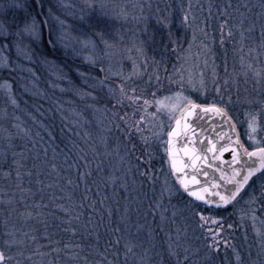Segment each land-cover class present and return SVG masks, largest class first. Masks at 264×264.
I'll list each match as a JSON object with an SVG mask.
<instances>
[{"label": "trees", "instance_id": "obj_1", "mask_svg": "<svg viewBox=\"0 0 264 264\" xmlns=\"http://www.w3.org/2000/svg\"><path fill=\"white\" fill-rule=\"evenodd\" d=\"M92 2L95 7L86 10L91 13L88 22L94 25L93 28H89L77 18L80 15L79 10L84 7V0H0V22L18 21L22 27L25 19L30 21L35 18L40 29L38 39L27 33L17 35L15 25L9 30L10 34H0V81L10 82L12 96L4 95L0 90V129L7 130L6 133L0 131V137L12 135L13 143L16 145L15 151L23 153L22 158L17 157L22 159L24 165L20 169L21 174L25 176L24 179L29 180V182L25 180L26 192H21V196L15 198L16 193L9 192L3 200V191L6 189L3 173L11 171L15 176V165H12L11 153L8 154L7 161L0 160V201L9 199L14 201L12 205L0 204V249L4 248L5 231L17 230V238L24 239L26 245L20 249L24 252V257H17L23 264H40L42 258L33 255L36 249L49 253L43 259L53 261L54 264H108V262L125 264L126 244L133 248L132 253L128 254L127 264H141V260L151 264L150 258L143 256V249L146 246L144 238L141 240L140 235L129 232V223L126 221L123 224L124 220L118 215L123 213L124 204L116 192H120V197L124 199V191L119 189V185V187L115 185L110 175H106V172L101 173L103 158L97 141V132L91 130V125H86L85 117L95 122L99 115L105 117L106 114L111 120L109 122L116 125V133L128 134L129 138L139 141L144 149L143 135L136 133L132 126H127L122 118H119L121 107L124 106L117 102L120 100L117 92L120 91L113 88L112 95L107 85L96 84L99 78L104 79L106 84L117 85L118 81L115 82V79L107 76L106 71H101L103 65L100 61L89 65L82 56L83 45L79 41L91 37L97 45L103 46L95 37V32L102 31L104 38L109 39L108 42L116 37L128 42L127 32L122 30L120 22L139 20L138 25L130 30L132 38L136 37L140 42L145 41L143 52H140L138 57L135 56L139 60L140 72L137 71L128 81L136 93L150 91L147 86L155 90L159 88V84L169 90L180 88L182 85L188 87L183 77L182 66L188 50L191 52V59L195 63L199 60V66L210 79L216 75L225 77L236 68L239 69L237 63L233 61L236 57L244 58L246 50H251L254 46L259 50V30L256 28L257 24L259 25L257 3L255 6L251 5L250 12L257 14L258 21L248 16L241 18L237 13L224 15L225 12L220 8L199 10V4L204 5V0H92ZM17 4H23L24 7H16ZM64 4L75 7L64 8L62 7ZM25 10L30 14L27 17ZM225 10L237 12L239 9H234L231 5ZM70 12H75L76 16L69 15ZM185 12L189 14L190 20L195 17L190 26H185L181 22ZM161 15H169L171 20L169 30L175 43L169 40L168 30L156 23ZM133 16L146 19H133L131 18ZM56 17L65 21V27H61ZM201 18L204 20L201 21ZM199 24L208 30L210 26L214 32L210 36L212 38L210 41L214 43L210 55H207L208 48L202 43L198 42L199 46L194 48L190 46L193 42L192 37L195 36L194 30ZM130 27L133 26L129 25V29ZM145 27L147 32L143 31ZM242 28L243 40L240 35ZM249 28L250 32L247 31ZM229 30L232 31V36L228 35ZM62 35L65 38L58 39ZM149 35L153 36L152 41L148 40ZM192 50L196 51V55L193 56ZM148 61L151 62L147 63ZM212 61L214 66L211 65ZM242 69L246 72L250 70L244 66ZM154 71L156 80L148 81L149 77H153ZM80 73H84L85 76L82 77ZM171 73L172 78L168 79ZM247 73L248 77H252L251 70ZM178 76L180 78H176ZM229 81L231 82L223 81V84L216 86L215 89L220 87L221 96L228 93L231 98L236 95L241 99L240 94H245L243 87L249 85L243 82L241 76ZM205 84L208 85L209 81ZM85 95L87 98L84 99ZM211 97L209 100L197 97L194 102L220 106L238 127L237 105H240V102L231 107L224 103L221 97ZM12 99L16 101L15 105L11 103ZM88 104L94 105L92 114L85 110ZM4 105L7 108L6 112ZM132 107L131 112L137 115L134 118L138 117L141 123L140 118L143 116L141 114L144 112L141 110V103H134ZM15 125H19V129ZM21 129L26 130L28 135L25 136ZM4 144L3 139H0V147ZM28 172L40 175L39 179L28 176ZM261 175L259 173L254 176L250 183L256 182ZM185 196L188 197L186 194ZM60 205L68 208L69 213H65ZM228 206L215 209L226 211ZM25 212H31L32 218L25 220L21 215ZM38 213L40 215H37ZM77 215L79 219H74L73 217ZM69 219L71 224L67 223ZM66 228H74L76 234L65 231ZM23 233H28V237L25 238ZM33 236L35 240L32 239ZM225 238L224 243L220 242L216 246L217 251L214 253L211 251L214 264H237V255L240 257L239 264H259V245L256 242L249 244L247 242V248L244 250L236 243L238 242L236 238L235 241L231 237ZM117 241L119 243H116ZM66 244L70 246L68 249L64 248ZM54 248H60L62 251L53 252ZM260 248L264 255V243ZM73 251L79 253L78 259L71 258ZM17 252L18 249L13 247L9 254L16 256ZM28 256H32V261L25 259ZM160 256L161 258L156 257L158 261L160 259V262L167 261L168 264H172L166 251L163 250Z\"/></svg>", "mask_w": 264, "mask_h": 264}, {"label": "rangeland", "instance_id": "obj_2", "mask_svg": "<svg viewBox=\"0 0 264 264\" xmlns=\"http://www.w3.org/2000/svg\"><path fill=\"white\" fill-rule=\"evenodd\" d=\"M261 3L262 0H204L205 6L199 4V10H207L211 5V7H214L213 9L217 10V8H220L227 14L237 13L241 18L248 16L255 21H258L257 14L251 13L250 7L252 4L253 6H255L254 4L256 6L259 5V25L257 24L256 27L259 30V50L257 46H254L251 50H246L244 58L236 57L235 61H233L237 63L239 69L236 68L235 71L230 73L231 75L229 74L225 77L216 75L213 79L205 76L206 74L202 71L203 68L198 64L199 60H197L198 63H195L191 59L190 50H188L182 63V66H184L183 77L188 87L182 85L180 88L169 90L167 88L164 89V86L159 84V88L155 90L147 86L150 91L142 93H136L135 91L133 93V85L128 81L133 78L132 76H135L137 71L140 72L139 60L135 56L138 57L140 54L137 48L141 46V42L136 37L132 38L130 30L138 25L139 20L120 22L122 30L127 32L128 42L120 40L119 37L116 39V37L109 42L113 45L111 48L106 49L104 45H97L95 51H93L91 48L81 47L82 56L85 58L91 56L96 62L100 61L107 76L115 79V82L118 81L117 85L113 83H103L101 85L99 81H104V79L99 78L96 81L97 85H107L108 90H113L110 92L112 95L114 94V89L116 90L117 88L119 90L121 86L124 87L125 96H121V93L117 92L120 101H122L121 103L124 105L121 107V116L119 118H122L127 126H132L136 133L143 135L144 149L140 146L139 141L129 138L128 134L120 135L116 133V125L109 122L111 120L106 114H104L105 117L99 115L98 120L95 119V122L85 117L86 125H91V130L93 129L97 132V141H99L103 158L101 173L106 172V175H110V179L115 185H119V189L124 191V199L120 197V192H118L120 195L117 192L116 194L120 200L122 199L121 202L127 211L123 209V213L118 215L124 220L123 224L126 221L129 223V232L140 235L141 240L144 238L146 246L143 249V256L150 258L151 264H168L167 261L160 262V259L158 261V258H156H161L160 255L163 250L167 252L168 259L172 264H214V256L211 251L213 253L217 251L216 246L220 242L224 243L225 237H231L233 241L236 238V241H238L236 243L240 244L244 250L247 248V242L248 244L256 242L259 245V264H264V255L260 248L264 243V194H262V191H264L262 189L264 175H261L256 182L247 185L236 200L229 204L226 211L215 208L209 209L192 201L185 196L184 191L175 180L169 166V160L165 157L167 132L178 111L173 114L174 118L170 119V114L167 111L157 112L156 106V101L164 100L165 97L170 98L165 103H182L177 101V93L187 97L192 102L197 97L209 100L211 96V98L221 97L224 100L223 102L228 103L231 107L240 102L241 106L237 105L239 116L238 127H236L240 138L247 147L264 145V80L257 83L258 79L264 77V36L261 35L262 29H264V9H261ZM229 5L239 10L237 12L225 10ZM241 9L244 11H240ZM197 15L203 16L202 14ZM203 20L201 18V21ZM129 25L133 27L129 29ZM194 33L195 36L192 37L191 48L202 43L208 48L207 55H210L212 53V44H214L213 41H210L212 39L210 36L214 34L210 26L208 30V28L199 24ZM106 40L109 41L108 38ZM192 53L193 56L196 55V51L192 50ZM204 53L206 54V52ZM150 62L148 61L147 63ZM91 64L89 63V65ZM211 65L214 66V61L211 62ZM243 66L253 72L252 77H248L247 72L250 70L244 71L242 69ZM230 70H232V67ZM155 73L154 71L153 77H149L148 81L156 80ZM256 73H260V76L258 77ZM238 76H241L244 79L243 82L249 85L245 88L243 87L245 94H240L241 99L236 95L231 98L228 93L221 96L222 91L219 90L217 92L220 87L215 89L216 86L222 85L223 81L231 82L229 80H233ZM170 78H172V73L168 76V79ZM218 80L220 82H216ZM207 81H209L208 85L205 84ZM10 87L9 81H0V90L4 92V95L12 97ZM129 89L132 90L129 91ZM133 95H140L139 97L143 98L142 101L140 99L135 101L127 99V97ZM85 98H87V95L84 96ZM144 100H148L150 102L149 105L145 106ZM134 103H141V110L142 112L144 111L141 114L143 115L140 118L141 123L138 117L134 118L137 115L131 112ZM88 105L85 110L92 114L94 105ZM4 108V112H6L7 108L5 105ZM249 113L259 114L254 140H249L247 123ZM137 127L140 129L139 131ZM142 149L144 150L143 152H141ZM32 176L37 180L40 177V175H31L30 177ZM24 177L22 175L20 181H17L16 176L13 175L3 179V182H5L4 186L6 185V189L3 191V200H5L4 196L9 192L16 193L17 195H14L15 198L21 196V192H26L24 187H27L25 184L29 180L24 179ZM18 183L22 186L23 191L21 188H17ZM201 215L211 218L207 224L200 220ZM213 220L217 223H212ZM213 238H215V243ZM127 239L130 240L128 236ZM170 244L177 255H170ZM185 256H187V260H185ZM252 262H254V259Z\"/></svg>", "mask_w": 264, "mask_h": 264}, {"label": "snow or ice", "instance_id": "obj_3", "mask_svg": "<svg viewBox=\"0 0 264 264\" xmlns=\"http://www.w3.org/2000/svg\"><path fill=\"white\" fill-rule=\"evenodd\" d=\"M16 7L19 8H23L24 5L23 4H17ZM62 7L64 8H74L75 5H69V4H64L62 5ZM95 7L94 3L92 2V0H84V7L81 8L80 11V15L77 17L79 19V21H81L84 24H87L89 28H93L94 25L90 24L88 22V18L91 15L90 12L86 11L87 9H93ZM229 7H231V5H229ZM261 9H264V0H262V3L260 5ZM189 8H191V4H189ZM209 8H211V5L209 6ZM51 12V9L49 10ZM159 11V10H158ZM25 15L26 17L28 15H30L29 13H27V11L25 10ZM69 15L72 16H76L75 12H70ZM224 15H227V13L225 12ZM126 18V17H125ZM57 22L61 25V27H65V21L60 19L59 17H56ZM133 19H146L145 17H133ZM195 20V17H192L190 20L189 14L187 12L184 13L183 17H182V23L185 26H190L191 23ZM21 22L18 21H13L12 23H8V22H0V34H10L9 30L13 27V25L16 26L17 28V35H22L24 33H27L29 36L38 39L39 35H40V29L37 25V21L35 20V18H32L30 21L25 19L22 23L23 26H20ZM156 23L158 25H160L162 28H164L165 30H168V37L169 40L172 43H175V40H172V33L169 30V26L171 24V20L169 18V15H161L157 18ZM241 26L243 25V21L240 22ZM67 27H73L72 25H67ZM223 25L221 26V30H223ZM144 32H147V27H145V29L143 30ZM203 31V30H201ZM247 31H251V28L247 29ZM206 35V33H205ZM229 36H232L233 33L231 30H229L228 32ZM241 35V39L243 40L244 38V30L243 28L241 29L240 32ZM262 36H264V29H262ZM95 37H97L99 39V42L102 43L104 45V47L107 48H111L113 45L110 44L108 42V40H106L104 38V33L102 31H97L95 32ZM65 37L62 35L61 37H59L58 39L63 40ZM148 40L152 41L153 40V36L149 35L148 36ZM84 48H91L93 51H95L97 44L96 41L89 37L88 39L79 41ZM223 42V41H222ZM145 43V41H141V47L137 48V51L139 52H143V44ZM88 60L89 63L95 64L96 60L89 56L86 58ZM6 66V65H5ZM250 67V66H249ZM101 71H103V69H101ZM80 75L82 77L85 76L84 73H80ZM256 75L259 77L260 73H256ZM261 80H264V77H261L260 79L257 80V83H260ZM99 83L102 85L104 83L103 80H100ZM109 91H113L112 89H109ZM121 96H125V89L123 86L120 87L119 89ZM133 93H135V89L132 90ZM217 92H219V89H217ZM127 99L135 101V100H139L141 99V97L139 96H129L127 97ZM170 98L165 97L164 100H157L156 101V106H157V112H160L162 110L167 111L170 114V119L174 118L173 114L176 111L180 112V116L179 118H176V126L175 128H172V130L168 133L169 136V140H168V145H169V149H168V153L169 156L171 158V168L173 170L174 173H184L185 168L192 166L194 169L193 175L191 176V178H189L187 175H183L179 178L178 182L179 184L183 187L184 191L188 193L189 196L194 197L196 200L198 201H203L204 203H211L212 201H209L207 199V196H212V197H216L218 198V200L216 201V206L220 207V206H226L228 204H230L232 201L236 200V198L241 194V191L244 189V186L246 184H248L249 180L254 177L256 175L257 172H260L262 175H264V147H258L256 148L254 151L249 152L247 149H244V153L248 156L249 160H252V163L248 166L247 169V173L244 175H241L240 171L238 170H234L233 172V176L231 178H225V177H221V179L225 180V183L227 184H231L233 185V187L229 190L226 191V193H221L219 191H210L209 187H204V188H198L197 190L193 191L191 190V185H198L199 181L196 180L195 177V165L196 162L198 160H203L206 159V157H202L199 156L195 153L194 150H190L187 147H185L183 149L184 151V155L191 161V165L184 163L183 161H178L176 159V155L175 153L172 152L171 150V144H172V137L174 136H178L181 133H183L185 135V140L187 142V134L191 133L192 136H197V133L195 131V127L193 126L192 121L189 120L190 117H192L193 119H199L201 117L202 114H206V113H214L217 116H221L222 118H227V113L226 111L221 108L218 107L217 105L213 104L210 106H201V105H197L195 103H193L191 100H189L187 97H183L180 93L176 94V99L177 101H181L182 103H165V101L169 100ZM118 103H121L122 101L118 100ZM230 102V101H229ZM11 103L13 105L16 104V101L14 99L11 100ZM144 105L147 106L149 105V101L148 100H144L143 101ZM146 110V109H145ZM258 115L257 113H249V119H248V131H249V140H254V134L257 132V123H258ZM15 127H17L19 129V125H15ZM137 130L139 131V127H137ZM0 131L3 132H7L6 129H0ZM21 131L24 132V135L27 136L28 132L24 129H21ZM201 134H203L201 132ZM0 139H3V141L5 142L3 147H0V160L2 161H7L8 159V154L11 153V156L13 157L12 159V165H15V176H16V180L20 181L22 179V174L20 169L24 166L22 163V159H17V157H23V153H17L15 151V147L16 145L13 143V137L11 134H6L3 137H0ZM230 139V138H229ZM200 141L195 140L193 141V143H198ZM209 144H211L212 146L210 148H208V151L210 152H215L216 148H215V144L212 141H208ZM238 147L243 148V145H240L239 140L236 141ZM228 150L227 148H223L220 151H226ZM241 156V153L238 152L236 149H232V158L233 161L236 162L238 161L239 157ZM255 158V159H253ZM258 165V166H257ZM5 178L11 177L12 172H5L3 173ZM28 176H31L32 173L28 172L27 173ZM237 177H240V179H237ZM69 183H71V181H69ZM211 189H217L220 186L217 184H212ZM17 188H21L22 186L18 183L17 184ZM262 189H264V185H262ZM30 191V190H29ZM262 194H264V191H262ZM6 203L8 205H12L14 203L13 200L9 199L7 201H0V204ZM39 207V206H37ZM65 213H69V209L68 208H64L63 205L59 206ZM23 216V218L25 220L27 219H31L32 218V213L31 212H25L23 214H21ZM37 215H40L39 213ZM74 219H79V215L73 217ZM211 218L209 217H205L203 215L200 216V220L203 221L205 224H207V222L210 220ZM67 223L71 224V219H69L67 221ZM212 223H217L216 221H212ZM8 227V221H5V228L7 229ZM65 231H71L73 233V235L76 234V230L74 228H66L64 229ZM4 236L6 237V239L4 240V248L0 249V264H13V261L15 260V264H23L22 260L17 258V257H24V252L20 249H23L26 245H25V240L24 239H18L17 238V230L13 229V230H9V231H5ZM23 236L25 238L28 237V233H23ZM33 240H35V237H32ZM214 239V243H215V238ZM116 243H119V241H117ZM13 247H16L18 249L17 255L16 256H12L9 254V252L11 251V249ZM70 246L69 245H65L64 248L68 249ZM78 247V246H77ZM125 264H127V257L128 254L132 253L133 248L132 246H129L128 244L125 245ZM53 252L59 253L60 251H62V249L60 248H54L52 250ZM169 252L170 255H177V253L172 249V245H169ZM34 256H39L42 259L40 260V264H54L53 261H45L43 259V257L49 255V253H44V252H40L39 249H36L33 253ZM79 253L73 251V255H72V259H78ZM28 261H32V256H28L25 258ZM185 260H187V256H185ZM240 261V257L239 255H237V264H239ZM108 264H112V262H108ZM141 264H146V262L144 260H141Z\"/></svg>", "mask_w": 264, "mask_h": 264}, {"label": "water", "instance_id": "obj_4", "mask_svg": "<svg viewBox=\"0 0 264 264\" xmlns=\"http://www.w3.org/2000/svg\"><path fill=\"white\" fill-rule=\"evenodd\" d=\"M195 104L205 107L213 105V104H200V103H195ZM179 116H180V112L178 111L169 131L167 132V137H166V153L169 160V166L178 184H179L178 180L181 176L187 175L189 178H191L194 172L192 166L185 168L184 173H179V174L174 173L171 168V158L168 153V149H169L168 133L172 130V128H175L176 126L175 121L176 118H179ZM189 120L192 121L197 136H192L191 133H188L187 142L185 140V135L183 133H181L178 136L172 137L171 150L173 153H175L176 159L178 161H183L184 163L189 165H191V161L184 155L183 149L185 147H187L190 150H194L195 153L199 156L206 157V159L198 160L196 162L195 177L196 180L199 181V184L191 185V190L195 191L198 188L209 187L210 191H219L221 193H226V191L231 189L233 185L225 183V180L221 179V177L223 176L225 178H231L233 176L234 170H238L240 171L241 175H244L247 173L248 166L252 163V160H249L248 156L241 150L240 147H238L236 143V141L239 140V138L237 136L233 121L231 120L228 114H227V118H222L221 116H217L214 113L202 114L199 119H193L192 117H190ZM201 132L203 134H201ZM195 140H198L200 142L193 143V141ZM208 141H212L215 144V148H216L215 152L208 151V148L212 146L211 144L208 143ZM259 147H264V146H259ZM223 148H227L228 150L221 152L220 150ZM256 148L258 147H254L248 151L249 152L254 151ZM232 149H236L238 152L241 153V156L236 162H234L232 158ZM258 173L260 172H257L256 175ZM237 179H240V177H237ZM212 184H217L220 187L217 189H211L210 186ZM179 186L184 191L183 187L180 184ZM184 193L190 199L206 207L224 208L227 206L226 205V206L217 207L216 201L218 200V198L212 197L210 195L207 196V199L212 202L206 204L203 201H198L194 197L189 196L187 192L184 191Z\"/></svg>", "mask_w": 264, "mask_h": 264}, {"label": "flooded vegetation", "instance_id": "obj_5", "mask_svg": "<svg viewBox=\"0 0 264 264\" xmlns=\"http://www.w3.org/2000/svg\"><path fill=\"white\" fill-rule=\"evenodd\" d=\"M235 129H236L237 136H238V138H239V143H240V145H243V148H241V150H242L243 152H244V149L249 150L250 148L247 147V145L245 144V142L240 138V136H239V132H238L236 126H235ZM261 146H264V145H261ZM251 148H253V147H251ZM165 157H166V159L168 160V156H167V153H166V144H165ZM172 175H173V174H172ZM257 175H259V173H258ZM249 183H250V182H249ZM249 183H248V185H249ZM245 188H246V187H245ZM245 188H244V189H245ZM244 189H243V190H244Z\"/></svg>", "mask_w": 264, "mask_h": 264}]
</instances>
